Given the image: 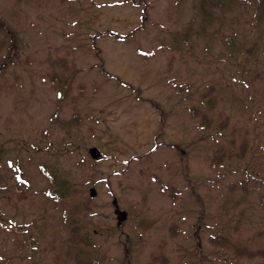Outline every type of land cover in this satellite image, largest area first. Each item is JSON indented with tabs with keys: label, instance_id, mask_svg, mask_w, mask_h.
<instances>
[{
	"label": "rangeland",
	"instance_id": "1",
	"mask_svg": "<svg viewBox=\"0 0 264 264\" xmlns=\"http://www.w3.org/2000/svg\"><path fill=\"white\" fill-rule=\"evenodd\" d=\"M200 3L0 0V264L78 261L74 206L95 264H214L195 243L224 230L264 248V19Z\"/></svg>",
	"mask_w": 264,
	"mask_h": 264
},
{
	"label": "trees",
	"instance_id": "2",
	"mask_svg": "<svg viewBox=\"0 0 264 264\" xmlns=\"http://www.w3.org/2000/svg\"><path fill=\"white\" fill-rule=\"evenodd\" d=\"M234 0H209L208 4L209 6H206V0H200V4L198 5V12L201 15V22L206 24L208 23V16L211 17L212 12L209 10L212 5L213 6H220L223 9H225V5L227 4V7L231 5V3ZM256 2V6L254 8V14L251 19L252 24H255L259 20L264 19V0H253ZM212 2H214L212 4ZM226 7V8H227ZM187 30V29H186ZM185 30V31H186ZM185 34V32L182 33V36ZM225 43H229V46H231V53H234V46L236 43H233L230 38L228 39L227 37L224 39ZM240 46H237L236 48L239 49ZM243 51V50H238V52ZM244 51H246V54L249 55L250 59L257 53V52H262L264 54V39H261V36L258 34L255 36V38L248 44H245ZM63 92L60 91V95ZM201 97L204 100L208 106H210L211 98L206 97V92L201 93ZM197 110L199 109L196 106H191V114L195 115L197 113ZM202 121L200 122L203 123L204 119L206 118V114L203 112L201 114ZM223 123H225V120H221ZM221 149V148H219ZM239 155V153H237ZM215 160L218 162H222L218 155L214 156ZM71 184L67 183L66 185L63 186L65 189L64 191L59 190V193L61 195H65L67 193V190L71 188ZM89 211V210H88ZM88 211H85L87 213ZM84 214V213H83ZM82 219L79 211L78 206H74L73 209L71 210V215H69V220H68V226H69V231L70 235L68 239L73 245V249L75 252V256L78 259V261L74 262V264H95L99 259L103 257V254H92L93 251L92 247L95 246L93 236H94V231H89V229L82 224ZM82 224V225H81ZM120 226V225H119ZM81 227H84L83 230H86L83 234H80L82 230H80ZM87 232V233H86ZM226 230L221 231L220 233H214L210 235V242L215 245V250L212 252L202 254L200 252L201 245L199 243V240L196 241L195 247L196 252L198 253L197 255L200 257H206L208 259H214L215 262L214 264H248L246 262L247 259H252L254 257H259L264 258V248H251L238 238H233ZM96 256H99L96 258ZM211 257V258H210ZM155 260V259H154Z\"/></svg>",
	"mask_w": 264,
	"mask_h": 264
},
{
	"label": "water",
	"instance_id": "3",
	"mask_svg": "<svg viewBox=\"0 0 264 264\" xmlns=\"http://www.w3.org/2000/svg\"><path fill=\"white\" fill-rule=\"evenodd\" d=\"M88 153L94 159L100 158L102 156L101 151L95 145H92V146L88 147ZM89 194L91 196H95L96 195V190H95L94 186H90L89 187ZM114 212L116 213L118 221L124 219L125 216H126V212L124 210L120 209V208H115Z\"/></svg>",
	"mask_w": 264,
	"mask_h": 264
}]
</instances>
